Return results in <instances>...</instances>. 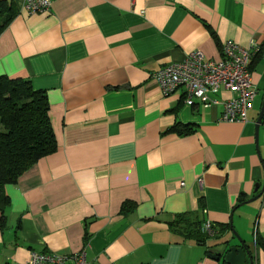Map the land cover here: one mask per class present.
I'll use <instances>...</instances> for the list:
<instances>
[{"label": "crops", "instance_id": "obj_1", "mask_svg": "<svg viewBox=\"0 0 264 264\" xmlns=\"http://www.w3.org/2000/svg\"><path fill=\"white\" fill-rule=\"evenodd\" d=\"M0 1L12 15L0 77L45 94L56 140L3 188L0 264L79 251L90 264H216L239 246L230 226L264 264V193L248 202L264 182V0H53L34 14ZM225 41L258 47L247 123L219 121L227 90L189 107L152 78L192 51L219 60Z\"/></svg>", "mask_w": 264, "mask_h": 264}, {"label": "built area", "instance_id": "obj_2", "mask_svg": "<svg viewBox=\"0 0 264 264\" xmlns=\"http://www.w3.org/2000/svg\"><path fill=\"white\" fill-rule=\"evenodd\" d=\"M53 0H23L29 14L46 13ZM258 51L251 41L247 47H240L233 41H225L220 47L221 58L217 61L206 58L200 51L188 53L182 61L161 67L152 74L163 96H169L178 90L183 91L185 105L192 107L196 101L208 107L212 101L208 94L219 89L233 93V97L223 101V112L219 121L248 122V111L257 96L253 84L250 64ZM215 103V102H214ZM260 126L264 131V111ZM203 229L211 234L212 228L206 223ZM26 264H90L85 252L70 255L32 252Z\"/></svg>", "mask_w": 264, "mask_h": 264}, {"label": "trees", "instance_id": "obj_3", "mask_svg": "<svg viewBox=\"0 0 264 264\" xmlns=\"http://www.w3.org/2000/svg\"><path fill=\"white\" fill-rule=\"evenodd\" d=\"M9 12L0 1V31L12 18ZM48 111L42 91L33 90L24 80L0 77V210L7 204L4 186L15 183L31 165L56 149Z\"/></svg>", "mask_w": 264, "mask_h": 264}, {"label": "water", "instance_id": "obj_4", "mask_svg": "<svg viewBox=\"0 0 264 264\" xmlns=\"http://www.w3.org/2000/svg\"><path fill=\"white\" fill-rule=\"evenodd\" d=\"M264 111V94L261 102L260 111L256 120V137L258 135L261 118ZM259 188V185H256L255 190L257 191ZM264 193V182L262 184V187L254 198L249 200L248 202H252L256 199H258L261 195ZM230 231L232 232L233 236L237 239L239 242V246L230 247L227 252H225L223 255H209V258L212 259L216 264H253L250 256V251L244 244V242L241 240V238L238 236V234L234 231L233 227L230 226Z\"/></svg>", "mask_w": 264, "mask_h": 264}, {"label": "rangeland", "instance_id": "obj_5", "mask_svg": "<svg viewBox=\"0 0 264 264\" xmlns=\"http://www.w3.org/2000/svg\"><path fill=\"white\" fill-rule=\"evenodd\" d=\"M253 104H254L255 110H257L260 105V96L256 99V101H254Z\"/></svg>", "mask_w": 264, "mask_h": 264}]
</instances>
